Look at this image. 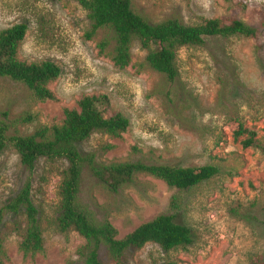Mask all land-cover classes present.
Returning a JSON list of instances; mask_svg holds the SVG:
<instances>
[{
    "label": "rangeland",
    "instance_id": "rangeland-1",
    "mask_svg": "<svg viewBox=\"0 0 264 264\" xmlns=\"http://www.w3.org/2000/svg\"><path fill=\"white\" fill-rule=\"evenodd\" d=\"M131 2L152 23L178 19L199 25L231 16L260 26L264 20V0ZM22 23L28 32L19 57L53 62L61 75L50 85L57 101L47 103L36 102L23 84L0 77V121L10 125V135L26 136L39 125L60 124L64 109L76 108L83 97L106 96V114H123L130 127L120 140L96 133L82 145L85 152H96L100 162L220 169L215 178L184 191L139 175L118 193L84 172L81 201L98 220H108L120 238L161 214L175 216L176 223L192 231L190 246L164 251L148 244L129 250L128 264H253L264 259V45L257 48L251 39L233 37L182 48L177 53L180 79L172 84L145 65L146 52L138 42L132 47L131 65L116 68L98 49L107 32L87 40L90 21L74 1L0 0V32ZM26 114L35 120L21 124L18 119ZM236 118L256 134L263 149H244L243 138L235 139ZM107 144L114 147L104 150ZM65 168L64 161L40 159L29 172L13 148L0 154V208L29 184L46 250L44 256L25 260L9 219L0 227L7 264H83L79 251L85 239L74 231L63 234L56 226ZM173 199L178 210L171 208ZM19 222L24 225L23 218ZM100 257L103 264H115L104 247Z\"/></svg>",
    "mask_w": 264,
    "mask_h": 264
},
{
    "label": "trees",
    "instance_id": "trees-1",
    "mask_svg": "<svg viewBox=\"0 0 264 264\" xmlns=\"http://www.w3.org/2000/svg\"><path fill=\"white\" fill-rule=\"evenodd\" d=\"M80 5L90 21L85 34L93 40L99 31L107 32L98 43L101 55L108 56L114 66L124 70L132 63V47L138 42L146 52L145 65L163 75L169 83L180 79L177 53L185 47H201L210 38L230 39L245 37L255 47L264 45V20L253 26L238 18L225 16L210 19L199 25H186L178 19L152 23L137 13L131 0H71ZM28 32L25 23L0 32V77L23 84L38 103L56 102L50 85L59 78L61 69L50 61L29 62L19 57V50ZM112 47V50H110ZM258 50V49H257ZM109 99L106 96H85L76 108H65L60 124L39 125L32 134L10 135V125L0 121V154L13 148L22 166L33 172L40 159L64 161L66 168L60 185V203L56 226L59 232H77L86 241L79 253L83 264H103L101 249L115 264H128L125 254L140 250L148 244L164 251L186 248L193 243L192 231L175 222V216L161 214L141 224L133 232L119 237L117 229L108 220H98L80 199V186L84 172L97 179L109 192L118 193L135 183L136 177L145 175L164 182L181 191L195 188L220 174L215 165L180 167L171 164H147L137 162L99 161L96 152H85L82 145L92 135L99 133L111 139H122L130 127V121L121 113L108 116ZM7 117V114H4ZM28 124L35 117L26 114L18 119ZM235 139L241 140L244 149H263L254 132L247 130L236 118ZM114 146L107 144L104 150ZM173 210L179 209L176 199ZM23 218L22 226L19 219ZM12 219L20 238L18 250L25 260H35L46 253L40 212L31 194L29 184L15 198L0 208V227ZM264 226V221H263ZM5 240L0 235V264H7ZM253 264H264L263 258Z\"/></svg>",
    "mask_w": 264,
    "mask_h": 264
}]
</instances>
